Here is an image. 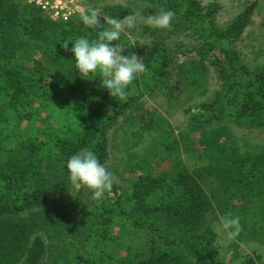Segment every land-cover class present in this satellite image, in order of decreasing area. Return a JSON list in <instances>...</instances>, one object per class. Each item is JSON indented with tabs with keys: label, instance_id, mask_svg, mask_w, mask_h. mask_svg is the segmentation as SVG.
<instances>
[{
	"label": "trees",
	"instance_id": "trees-1",
	"mask_svg": "<svg viewBox=\"0 0 264 264\" xmlns=\"http://www.w3.org/2000/svg\"><path fill=\"white\" fill-rule=\"evenodd\" d=\"M151 1L175 13L171 29L140 25L150 37L140 55L148 72L117 101L99 77L83 79L74 68L72 42L96 38L80 20L53 21L33 5L0 0V264H95L89 254L108 242L124 251L116 264H233L221 257L213 224L226 214L240 217L235 239L264 240V143L228 141L229 130L219 124L225 116L264 133V64L243 65L237 81L217 57L240 63L235 43L252 23L258 0L223 25L216 21L217 2ZM103 11L119 18L132 13L118 4ZM173 39L185 49L167 42ZM119 43L127 48L123 54L132 53L124 37ZM208 63L221 85L191 113L182 93L203 86ZM161 94L181 107L184 131L143 109L142 97ZM222 100L231 105L227 113ZM34 119L41 125L27 123ZM24 122L32 130L20 128ZM145 138L146 154H139ZM109 146L119 150L114 171L123 181L96 202L87 199L86 188L66 201V160L87 147L104 165ZM136 168L141 172L124 176ZM79 237L86 244L81 252L70 249ZM261 258L244 254L238 264Z\"/></svg>",
	"mask_w": 264,
	"mask_h": 264
},
{
	"label": "rangeland",
	"instance_id": "rangeland-1",
	"mask_svg": "<svg viewBox=\"0 0 264 264\" xmlns=\"http://www.w3.org/2000/svg\"><path fill=\"white\" fill-rule=\"evenodd\" d=\"M22 2V0H17ZM202 4L206 5L211 2H217L219 5V10L216 15V21L218 24L223 25L226 22L230 21L235 15L240 13L244 10L245 5L249 2V0H201ZM123 5L125 7H128L131 9L132 13L136 12L138 10L143 11L144 16L147 15H154L155 12H158L161 7L157 6V3L151 0H87L86 5L97 7L101 10V15L106 16V14L103 11V7L107 5ZM165 10V9H164ZM101 16V22L103 23V17ZM142 24H148L146 20H141L139 22V26L132 30H127L125 33L122 34L121 37H124L127 40L128 46L130 48L132 53H134L137 57L140 58L141 51L146 47V45L150 42V37L144 32V29ZM82 25V24H81ZM82 29L84 30L83 26ZM96 31H99V29H88L87 31L84 30L88 35H96ZM182 32V31H181ZM180 32V33H181ZM184 33V32H182ZM181 33V34H182ZM187 36V35H186ZM184 36L182 34V39ZM169 44L173 46H178V49H185L183 45L179 46L176 44L175 39L173 40H167ZM235 50L238 52L239 59L241 60L240 63L238 61H227L223 58L221 54H218L219 59H223V68L227 71V73H235L234 79L237 81H242V70L241 68L243 65L246 67L252 68L255 63L264 64V0H258V5L254 10V13L252 15V23L249 24L242 36L241 39L235 43ZM182 47V48H179ZM190 48V47H188ZM191 49V48H190ZM29 51L24 56H19V59L21 61H25V59L28 57ZM192 58H197V54L195 52H191ZM235 67V68H234ZM218 71L214 69V67L211 64H207V72L204 76L203 80V86L197 91H193L192 94H187L188 89L182 93V100L183 105L185 107L191 106V113H197L199 111V108L196 106L198 103L203 101H210L212 97L215 94L216 89H218L221 85L218 79ZM232 85V84H231ZM199 86V87H200ZM234 86V85H233ZM239 86L236 87V90H238ZM233 91V88H232ZM141 101L144 102V108L148 109L150 112H155V117L165 118L168 120V124L171 128H174L175 131L178 133L179 131H184L186 124V116L184 112L182 111L181 107H171L167 99H165L164 94L158 95L156 98H149L147 96H144L141 98ZM226 100H222L220 102L221 107L227 106V110L223 113H227L230 110L231 105L225 102ZM220 123L223 128H227L229 130V138L228 141H231L232 139L237 143L240 144L239 138L245 140L250 145L255 144H263L264 143V133L253 128L249 127H242L235 125L233 123L232 118L222 116L220 117ZM29 121V120H28ZM31 126L38 127V125H41V122L37 121L36 119L33 120V122H28ZM26 122V121H25ZM23 123V125H20V128L24 126V128L28 130H32L31 127H27L26 123ZM207 126V125H205ZM23 129V128H22ZM147 134V133H146ZM195 136V134H194ZM146 137V135H145ZM223 138V137H222ZM224 139V138H223ZM149 138H145L138 146L137 149L139 151V154H146L144 149L146 148ZM109 150L111 152L110 157L108 158V161L104 163V166L112 173L114 181H123V177L118 173V171H114V166L118 163L119 158V150H115L114 146H109ZM184 155V154H183ZM143 156L142 158H144ZM152 158V157H149ZM163 166H167L168 163L164 162L162 164ZM116 168V166H115ZM135 172L140 173L141 171L136 168L133 172L128 173L127 171H124V176H129L130 174H133ZM120 175V176H119ZM88 190V189H87ZM65 197L66 201H69L70 198L73 197L76 194V190L72 189L71 184H69L67 187H65ZM85 199V195L83 196ZM88 200H92L91 194L87 198ZM86 200V199H85ZM96 202V201H95ZM74 212H77L75 209ZM80 221H85L86 218H83V216H78ZM214 228L217 234V240L220 245L221 249V257L224 258L226 262H231L233 264H238L242 258H244V254H260L262 258L260 261L257 262V264H264V240L256 239V237H253V239H248L246 241L238 239H228L227 234L225 230L222 228L221 222L218 220H215ZM114 232L117 231V228H114ZM83 236V235H82ZM238 243L237 247L234 246V243ZM108 247L104 243L99 245L97 250H95V253L89 254V257L91 259H94L95 264L100 263L102 260V257H105L107 255L106 253H110V257H105L103 259V264H116V259H118L117 255L124 254L123 250H118L119 248H116L114 245L112 246L111 242H108ZM95 245L94 243L92 244ZM92 246V247H93ZM90 249H92L91 245H89ZM236 247V248H235ZM86 248V244L84 242L83 237H79L76 241H74L72 247L70 249H73L75 251L81 252ZM95 248H93L94 250ZM236 251H239V254H235ZM237 255V256H236Z\"/></svg>",
	"mask_w": 264,
	"mask_h": 264
},
{
	"label": "clouds",
	"instance_id": "clouds-1",
	"mask_svg": "<svg viewBox=\"0 0 264 264\" xmlns=\"http://www.w3.org/2000/svg\"><path fill=\"white\" fill-rule=\"evenodd\" d=\"M22 2L33 5L26 0ZM101 16L99 8L84 5L79 11V16L62 22L80 20L86 31L99 29L93 40L87 36H80L72 42L70 51L73 54L74 68L83 79L99 77L100 87L105 89L111 98L123 101L127 99L129 86L146 74L148 69L144 60L134 53L123 54L127 48L119 43L122 34L127 30L135 29L142 19L153 28L170 30L175 13L160 9L154 15L144 16L143 11L138 10L122 18L102 16L103 23ZM66 47L67 44L64 45V48ZM65 167L72 189L76 191L82 188L88 189L93 200H100L112 189L114 182L112 173L100 162L96 153L87 147L71 155L66 160ZM220 222L228 239L240 235L242 228L239 216L226 214L220 218Z\"/></svg>",
	"mask_w": 264,
	"mask_h": 264
},
{
	"label": "built area",
	"instance_id": "built-area-1",
	"mask_svg": "<svg viewBox=\"0 0 264 264\" xmlns=\"http://www.w3.org/2000/svg\"><path fill=\"white\" fill-rule=\"evenodd\" d=\"M38 7L44 14L54 21H64L79 16L86 0H26Z\"/></svg>",
	"mask_w": 264,
	"mask_h": 264
}]
</instances>
